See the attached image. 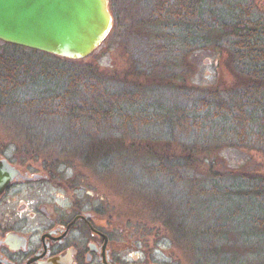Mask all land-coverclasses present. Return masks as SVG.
Listing matches in <instances>:
<instances>
[{"label":"rangeland","instance_id":"rangeland-1","mask_svg":"<svg viewBox=\"0 0 264 264\" xmlns=\"http://www.w3.org/2000/svg\"><path fill=\"white\" fill-rule=\"evenodd\" d=\"M108 3L112 29L101 48L84 59L0 41V55L8 66L19 67L21 80L0 109V152L51 171L76 197L99 207L121 226L124 243L138 249L140 263L264 264V197L239 194L246 187L239 186L241 176L264 181V76L253 79L236 68L220 32L183 44L187 41L175 28L155 22L151 0ZM243 3L250 5L249 22L264 33V0H239ZM59 67L84 84L101 79L106 94L139 89L157 120L127 129L114 114L109 123L64 118L65 106L78 109L89 93L81 83L66 93V75L49 73ZM201 99L207 105L195 110L201 130L190 135L156 116L173 105L189 112ZM217 101L227 110L210 122L212 114L205 113ZM235 108L242 116L238 125ZM235 131H241L243 143H233ZM165 158L185 169L179 176L158 173L154 165ZM214 184V195H208ZM191 186L204 194L191 192ZM212 224L220 229L217 234L202 233Z\"/></svg>","mask_w":264,"mask_h":264},{"label":"trees","instance_id":"trees-1","mask_svg":"<svg viewBox=\"0 0 264 264\" xmlns=\"http://www.w3.org/2000/svg\"><path fill=\"white\" fill-rule=\"evenodd\" d=\"M152 1V12L155 16V22L161 24V26L170 25V28H175L180 34L181 39L187 41L183 44L189 45L192 41H200L206 37L205 33L210 35L215 32H220L225 36L227 47L229 49L230 60L234 63L235 67L240 69L242 73L250 76L253 79H262L264 76V33L261 32L260 28L255 26V23H250L249 19L251 18L250 14V5L249 4H240L239 0H151ZM247 5V6H246ZM236 12V14H235ZM205 13V14H204ZM201 14L206 15L205 20H201ZM197 16V18H196ZM189 18L194 21H189ZM204 35H203V33ZM202 34V35H201ZM201 35V36H200ZM214 41H216L214 39ZM215 45V43H214ZM213 45V46H214ZM15 48H19L15 45H10ZM204 46V45H199ZM22 48V47H20ZM18 50V49H17ZM34 51V50H31ZM46 54V53H45ZM3 55H0V109L4 108L7 103H9L11 93L15 91L18 86L21 84L19 80L20 69L16 64L11 63L10 66L7 65L8 60H4ZM4 67V69H3ZM65 69V68H64ZM22 75L29 73L27 68L21 70ZM43 71L40 70L42 74ZM52 75L54 73L64 74L68 79V89L66 93H71V89H74L77 85L80 84L85 88L89 93L88 101H84L83 105L79 106V110L74 108L71 105H66L65 109L61 111V114L64 118L68 120H73L79 122V120H104L108 121L111 114L116 115L118 118H121V125L125 128L137 127L143 124H140L142 121L148 123L151 121H156L154 113H151L152 108H149L147 105L143 104L142 93L139 89L127 88L122 90L110 91L106 94V90L101 79H94L95 84H84V81L79 77H75L70 71L66 72L59 67L52 68L49 72ZM74 76V77H73ZM86 78V77H85ZM256 86V85H254ZM249 91V90H248ZM244 92H246L244 90ZM202 99L199 103H194L193 109L189 112L185 110L186 108L180 105H173L168 107L166 113L156 114L159 121L169 119V123L174 128H179L184 134L190 135L192 132H196L201 129H196L198 126L196 111L206 109V104L202 103ZM220 101H217L214 106V110H211L208 113L206 112L205 117L210 115L212 122L215 117H218V114L226 108L225 104H222ZM33 103V102H32ZM34 104V103H33ZM32 105V104H31ZM88 105V106H87ZM236 116L234 123L237 125L241 121L242 116H240V110L235 108ZM196 110V111H195ZM227 110V109H225ZM124 111V112H122ZM43 111L40 110L41 114ZM56 113V112H55ZM54 113V114H55ZM223 115V114H222ZM221 115V116H222ZM247 119V118H246ZM78 120V121H77ZM249 120V119H248ZM264 120V118H263ZM203 122V120H201ZM237 121V122H236ZM103 122V121H102ZM204 123V122H203ZM103 124L107 125L106 122ZM264 125V124H263ZM243 126V125H242ZM237 128H241L237 127ZM233 143L241 144L243 143V137L241 131L238 133L235 131V137L232 140ZM92 151V148L90 149ZM98 152V151H97ZM90 158V156H89ZM88 159V157H87ZM155 170L158 173L168 176H179L180 170L185 169L184 163H179L178 161L169 160L167 158L157 160ZM186 177V176H185ZM182 181H184L183 176H181ZM189 180V179H188ZM187 180V181H188ZM190 183V181H188ZM187 182V183H188ZM215 182V181H214ZM186 183V182H185ZM239 186H246L245 190L243 189L240 194V198L248 197L249 193L253 194L254 197L259 198L264 197L263 188L264 181H261L257 178H249L245 176L240 177ZM214 186L209 187L208 195H214ZM191 192L196 194L200 193L201 195L203 189L197 188L194 186L190 187ZM216 190V189H215ZM247 191V193H246ZM215 194H217L215 192ZM260 194V195H259ZM227 198V197H226ZM239 198V197H238ZM241 198V199H242ZM228 201V198H227ZM252 219V218H251ZM166 221L168 222L167 218ZM217 225L212 224L209 227L203 228L202 233L210 235L217 234L220 229L216 227ZM176 230V227H173ZM196 231V230H193ZM199 232L193 233L192 236L198 237Z\"/></svg>","mask_w":264,"mask_h":264},{"label":"flooded vegetation","instance_id":"flooded-vegetation-1","mask_svg":"<svg viewBox=\"0 0 264 264\" xmlns=\"http://www.w3.org/2000/svg\"><path fill=\"white\" fill-rule=\"evenodd\" d=\"M3 158L18 174L0 194V264H150L120 225L51 171Z\"/></svg>","mask_w":264,"mask_h":264},{"label":"water","instance_id":"water-1","mask_svg":"<svg viewBox=\"0 0 264 264\" xmlns=\"http://www.w3.org/2000/svg\"><path fill=\"white\" fill-rule=\"evenodd\" d=\"M112 26L108 0H0V41L61 58H86ZM17 174L0 159V194Z\"/></svg>","mask_w":264,"mask_h":264}]
</instances>
